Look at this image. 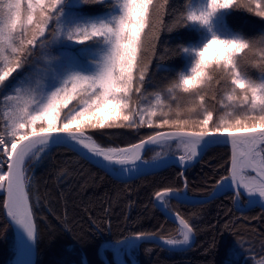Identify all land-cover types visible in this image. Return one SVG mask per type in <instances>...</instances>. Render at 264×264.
<instances>
[{
  "label": "trees",
  "instance_id": "16d2710c",
  "mask_svg": "<svg viewBox=\"0 0 264 264\" xmlns=\"http://www.w3.org/2000/svg\"><path fill=\"white\" fill-rule=\"evenodd\" d=\"M62 1L54 10L45 2L33 12L35 22L2 67L6 75L0 72L4 169L1 143L11 150L46 130H81L102 148L119 149L163 130L264 129V0H233L220 20L211 16L226 33L217 28L219 39L238 45L207 56L192 25L196 0H146L132 46L135 0ZM201 1L209 10L211 0ZM44 23L46 34L39 37ZM110 106L114 113L105 120ZM152 157L151 148L144 159ZM230 165V148L216 145L186 170L170 165L123 181L67 147H50L32 164L26 193L37 226L35 264H107L100 254L105 243L141 234L178 239L180 227L157 209L155 196L185 190L206 197L229 177ZM4 194L0 264H13L16 242ZM167 200L195 242L171 251L143 241L133 253L136 264L264 263L261 208H236L232 192L201 204ZM111 252L103 254L114 264Z\"/></svg>",
  "mask_w": 264,
  "mask_h": 264
},
{
  "label": "water",
  "instance_id": "95a60500",
  "mask_svg": "<svg viewBox=\"0 0 264 264\" xmlns=\"http://www.w3.org/2000/svg\"><path fill=\"white\" fill-rule=\"evenodd\" d=\"M259 133H264V129H250V130H236V131H223V132H192L186 130H163L158 131V133L151 134L149 137L145 138L141 142L128 146L125 148L115 149L123 151V154L116 158H105L101 155L94 153L93 151L87 149L84 145L79 143L76 138L80 136H87L84 131L81 130H46L34 134H30L23 139H21L13 148L11 157L9 158V166L7 171V184L5 190V202H4V212L8 222L12 226L16 244H17V254H16V262L17 264H32L31 254H32V246H35V259L33 264H35L36 260V243H37V226L35 225L34 215L30 206L28 194L27 200L24 196V189L22 186V178H21V166L20 160L23 154V151L33 143H47L49 147L52 146H64L92 164L101 167L113 177L119 180L127 181L134 178H139V176L162 170L170 165H176L181 167L182 170H186L197 161H199L205 151L216 145H227L230 148L231 152V165H230V176L224 180L229 179L231 184H222L220 182L213 192L201 198L189 197L186 195L185 191L183 193H179L177 191H163L161 194L155 196L154 203L160 211H162L163 215L169 219L170 221L176 223L180 228H186L190 233V240L187 244L182 246H174L171 245L165 239H162L157 236L152 235H137L128 237L121 242L111 243L113 246L109 248L110 251L113 252L114 264H128L126 262L119 261V252L120 248L124 247L127 243L131 241H153L159 246L171 250V251H184L191 248L195 242V234L190 226L177 214L171 212L166 206H164L160 199L161 197L169 198L179 203L185 204H201L205 202H209L214 198L220 197L227 192H232L235 195V205L236 208L240 210H248L252 207H259L264 210V193L263 194H255L252 189L245 185L241 177L240 171V158L238 154V147L244 140L252 139L257 136ZM169 140H188L189 142L192 140H202L206 143V146L201 151L196 159L191 161V163L180 164L176 160L178 157H168V158H160L156 160H152L150 162L145 161L146 152L155 147L156 145L169 141ZM264 140V139H263ZM138 147V150L134 152L132 148ZM140 163H148L149 167L159 166L156 170H147L143 171L137 175L129 176V177H120L115 176L110 173L107 168H123L129 167L133 165H137ZM253 173V172H252ZM27 193V192H26ZM244 197L246 199V204L244 207L239 208L238 202L240 198ZM15 209L14 214L12 209ZM28 222L30 225V237H28ZM110 244V243H108ZM103 247L101 248L102 252ZM103 259L107 264H110L109 261L102 255Z\"/></svg>",
  "mask_w": 264,
  "mask_h": 264
},
{
  "label": "rangeland",
  "instance_id": "374dc122",
  "mask_svg": "<svg viewBox=\"0 0 264 264\" xmlns=\"http://www.w3.org/2000/svg\"><path fill=\"white\" fill-rule=\"evenodd\" d=\"M45 2L51 3V9L54 10L56 7L59 8L62 4V0H0V72L3 77L6 75V71L2 69L8 63L10 55L13 53V50L16 46V42L23 38L24 32H26V27L29 26L34 21V11L38 7H42ZM146 0H135L133 6V19L130 28V38L128 39L129 46L133 45L134 35L138 32V27L141 24V18L143 16V10L145 7ZM233 0H211L210 9H205L204 3L201 0H196L194 5L192 25L204 38V54L207 55H222L227 50H232L236 48L237 42L234 39L226 38V33L222 27H215L214 22L211 19V16H216L217 20H220L227 10L232 5ZM47 23V22H46ZM44 23L40 26L39 37H43L46 34L47 24ZM36 24V23H35ZM222 29V34L225 35V39H219V32L217 30ZM126 74H122L123 81L125 82ZM114 113V108L112 106L108 107L104 113V119L111 117ZM91 138L90 136H88ZM92 139V138H91ZM93 140V139H92ZM95 142V140H93ZM96 143V142H95ZM97 144V143H96ZM98 145V144H97ZM15 146V145H14ZM13 146V148H14ZM99 146V145H98ZM102 148L101 146H99ZM2 153L5 159L7 160L9 166V158L13 148L10 150L6 148L1 143ZM49 147L43 148L35 152L27 161L24 167V180L26 185V192L29 180V172L31 170L32 164L36 163L38 159L43 155ZM105 149V148H102ZM106 149H118V148H106ZM120 149V148H119ZM153 157L150 160H145L150 162L152 160L167 158V157H178L185 160H193L194 156L191 154V142L188 140H169L162 142L152 148ZM264 157V140L261 143L260 150ZM33 163H30V162ZM7 171L3 168V163L1 162L0 156V193L6 190L7 184ZM244 176L254 177L252 172H244ZM248 174V175H247ZM229 178V177H226ZM224 178V179H226ZM223 179V180H224ZM222 180V181H223ZM221 181V182H222ZM185 191V190H184ZM183 191V192H184ZM182 192V193H183ZM186 193V191H185ZM187 195V193H186ZM188 196V195H187ZM190 197V196H189ZM160 202L166 206L168 200L167 198L161 197ZM238 207L242 208L244 204L240 201L238 202ZM183 228H180L178 239L167 240L170 243L182 244L188 243L190 238L187 239V234L183 232ZM15 237V233H14ZM16 242V238H15ZM110 243V242H109ZM139 241H131L127 243L124 247L120 248L119 252V261L126 262L128 264H136L133 253L138 248ZM102 249V255L104 256V251L112 248L113 246L108 243H105ZM113 253V252H111ZM17 254V244H16V253L13 259V264H15ZM120 261V262H121ZM264 264V263H259Z\"/></svg>",
  "mask_w": 264,
  "mask_h": 264
},
{
  "label": "bare ground",
  "instance_id": "6f19581e",
  "mask_svg": "<svg viewBox=\"0 0 264 264\" xmlns=\"http://www.w3.org/2000/svg\"><path fill=\"white\" fill-rule=\"evenodd\" d=\"M79 143L84 145L87 149L93 151L94 153L101 155L105 158H116L123 154V151L115 150V149H102L100 148L91 138L87 136H80L76 138ZM264 139V133H259L257 136L253 137L249 140H244L243 143H241L238 147V154L240 158V171H241V177L243 182L246 186H248L250 189L253 190L255 194H263L264 193V157L260 150L261 143ZM191 142V154H193L194 159L198 157V155L201 153V151L206 146V143L202 140H192ZM49 147V144L47 143H33L29 145L22 154L21 160H20V166H21V178H22V186L24 189V196L27 200V194H26V185L24 180V167L26 164V161L38 150ZM134 152L138 150V147L132 148ZM168 158V157H167ZM193 159V160H194ZM193 160H185L183 158H178L176 161L180 164H187L191 163ZM150 165L148 163H140L137 165L113 169V168H107L108 171L115 176L120 177H129L133 175H137L143 171L147 170H156L159 168V166L155 167H149ZM244 172H253L254 177L250 176H244ZM248 175V174H247ZM222 184H231V181L229 179L224 180ZM13 213H15V209H12ZM28 237H30V225L28 222ZM183 232L187 234V239L190 238V233L186 228L182 229ZM174 246H182L187 243L182 244H174L170 243ZM35 259V246H32V254H31V261L32 264ZM121 261V260H120ZM123 261V260H122ZM121 261V263H122ZM17 264V263H15Z\"/></svg>",
  "mask_w": 264,
  "mask_h": 264
}]
</instances>
